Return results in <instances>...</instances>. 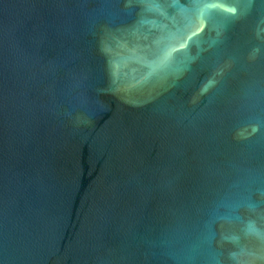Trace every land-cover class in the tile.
<instances>
[{
	"label": "water",
	"instance_id": "water-1",
	"mask_svg": "<svg viewBox=\"0 0 264 264\" xmlns=\"http://www.w3.org/2000/svg\"><path fill=\"white\" fill-rule=\"evenodd\" d=\"M0 264H264V0H0Z\"/></svg>",
	"mask_w": 264,
	"mask_h": 264
}]
</instances>
